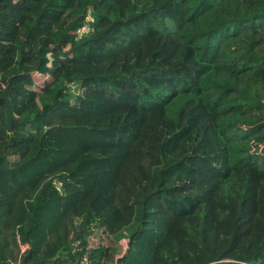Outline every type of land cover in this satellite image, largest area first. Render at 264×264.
<instances>
[{"label":"trees","instance_id":"16d2710c","mask_svg":"<svg viewBox=\"0 0 264 264\" xmlns=\"http://www.w3.org/2000/svg\"><path fill=\"white\" fill-rule=\"evenodd\" d=\"M263 137L264 0H0V264H264Z\"/></svg>","mask_w":264,"mask_h":264},{"label":"rangeland","instance_id":"374dc122","mask_svg":"<svg viewBox=\"0 0 264 264\" xmlns=\"http://www.w3.org/2000/svg\"><path fill=\"white\" fill-rule=\"evenodd\" d=\"M85 30V29H84ZM164 44L167 45L168 51L171 44V40L168 36H160L146 40L143 45L136 49L132 54L116 57L110 59L107 64L123 69L128 73L133 68L142 67L146 64L159 65L161 64L162 57L160 51L164 48ZM174 70L184 72L187 70V64L185 58L176 61L172 60L169 64ZM42 80H40L41 82ZM50 134L59 135L54 129H49ZM264 142V137L261 139V143ZM117 161L113 163H102L99 165H87L81 170V195L75 196V198L63 199V202L58 206L54 220L59 218H65L66 216L73 214L74 208L79 206L81 202L88 197L91 193H96V198L93 204L98 217L104 218L107 222V230L111 232L118 219V214L114 210L111 202V185L110 179L115 172ZM108 183V185H107ZM110 243V242H109ZM115 246L116 258L123 254L126 250L127 241L120 240L119 242H111ZM116 244V245H115Z\"/></svg>","mask_w":264,"mask_h":264},{"label":"built area","instance_id":"2783aa9c","mask_svg":"<svg viewBox=\"0 0 264 264\" xmlns=\"http://www.w3.org/2000/svg\"><path fill=\"white\" fill-rule=\"evenodd\" d=\"M85 32L87 31V29L84 30Z\"/></svg>","mask_w":264,"mask_h":264}]
</instances>
